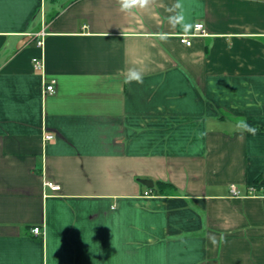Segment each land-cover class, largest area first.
<instances>
[{
    "label": "crops",
    "instance_id": "obj_1",
    "mask_svg": "<svg viewBox=\"0 0 264 264\" xmlns=\"http://www.w3.org/2000/svg\"><path fill=\"white\" fill-rule=\"evenodd\" d=\"M176 2L0 0V264H264V0Z\"/></svg>",
    "mask_w": 264,
    "mask_h": 264
},
{
    "label": "clouds",
    "instance_id": "obj_2",
    "mask_svg": "<svg viewBox=\"0 0 264 264\" xmlns=\"http://www.w3.org/2000/svg\"><path fill=\"white\" fill-rule=\"evenodd\" d=\"M117 3L120 7V11L125 13H131L134 9H142V10H150L153 5L156 4V0H117ZM181 8V5L179 3V0L175 4H173L170 8H167L166 11L174 12L176 13L173 16H170L169 22H179L181 26L184 28L185 31H189L191 28V25L183 23V16L178 11ZM143 76L144 71L143 69L136 68V67H130L126 70L125 73V82L126 83H142L143 82ZM233 131L239 132L241 136L244 133H249L252 135H255L257 132V129L250 124L247 123V121L241 117L238 118L236 123L232 125ZM209 241L213 246H216L221 243L226 242V238L223 233L220 234L219 239H217V236L215 234H210L208 236Z\"/></svg>",
    "mask_w": 264,
    "mask_h": 264
},
{
    "label": "built area",
    "instance_id": "obj_3",
    "mask_svg": "<svg viewBox=\"0 0 264 264\" xmlns=\"http://www.w3.org/2000/svg\"><path fill=\"white\" fill-rule=\"evenodd\" d=\"M206 35V32H205V27H204V24L202 23H198L195 25L194 27V33L192 35H183L181 36V41L182 43L190 46L191 45V40L190 38L191 37H196V36H205ZM40 37H41V40L38 42L39 46L40 47H43L44 46V37H45V34L42 33L40 34ZM33 67L35 70L37 71H43L44 68H45V63H44V56L42 54V56L40 58H34L33 59ZM55 81H51L50 83H45V87H44V91L43 93L46 95V94H53L55 93ZM46 140H52L54 138V136H46L45 137ZM46 187H48L49 189H51L52 191L56 192V191H59L60 190V187L59 185H56L54 183H51V182H47L46 183ZM232 192L237 195L238 194V191L235 187H232ZM251 191L253 193H257L258 191V188L255 187V186H252L251 187ZM149 193H146V195H148ZM33 233L35 235H43V230L42 228L40 227H37L33 230Z\"/></svg>",
    "mask_w": 264,
    "mask_h": 264
},
{
    "label": "trees",
    "instance_id": "obj_4",
    "mask_svg": "<svg viewBox=\"0 0 264 264\" xmlns=\"http://www.w3.org/2000/svg\"><path fill=\"white\" fill-rule=\"evenodd\" d=\"M169 190H175V187H173V185L168 184V183H163V182H159L158 183V188H157V192L160 194H166L169 193Z\"/></svg>",
    "mask_w": 264,
    "mask_h": 264
},
{
    "label": "water",
    "instance_id": "obj_5",
    "mask_svg": "<svg viewBox=\"0 0 264 264\" xmlns=\"http://www.w3.org/2000/svg\"><path fill=\"white\" fill-rule=\"evenodd\" d=\"M146 187L148 188H153L154 187V184L152 181H149V180H142L141 181Z\"/></svg>",
    "mask_w": 264,
    "mask_h": 264
}]
</instances>
